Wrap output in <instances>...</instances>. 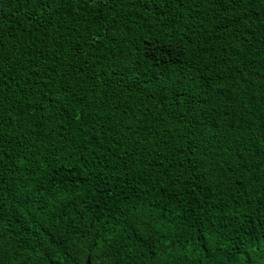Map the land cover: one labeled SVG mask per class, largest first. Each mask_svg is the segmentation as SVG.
I'll return each instance as SVG.
<instances>
[{
    "label": "trees",
    "instance_id": "obj_1",
    "mask_svg": "<svg viewBox=\"0 0 264 264\" xmlns=\"http://www.w3.org/2000/svg\"><path fill=\"white\" fill-rule=\"evenodd\" d=\"M0 264H264V0H0Z\"/></svg>",
    "mask_w": 264,
    "mask_h": 264
}]
</instances>
